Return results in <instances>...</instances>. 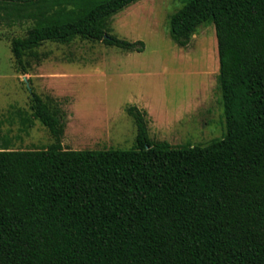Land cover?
<instances>
[{"label":"trees","instance_id":"16d2710c","mask_svg":"<svg viewBox=\"0 0 264 264\" xmlns=\"http://www.w3.org/2000/svg\"><path fill=\"white\" fill-rule=\"evenodd\" d=\"M138 1L0 0V23L32 24L10 41L17 73L47 42L143 52L110 27ZM211 23L226 133L208 145L153 140L149 114L130 107L134 148L67 149L61 110L30 89L54 142L0 145V264H264V0H185L170 36L186 48Z\"/></svg>","mask_w":264,"mask_h":264},{"label":"rangeland","instance_id":"374dc122","mask_svg":"<svg viewBox=\"0 0 264 264\" xmlns=\"http://www.w3.org/2000/svg\"><path fill=\"white\" fill-rule=\"evenodd\" d=\"M185 0H139L110 19L113 34L144 42L143 52H126L102 42H47L17 73L10 41L31 23H0V145L45 149L54 140L31 118V91L59 108L66 125L63 144L71 150L132 149L137 128L127 109L149 114L150 136L173 146L208 145L226 133L220 59L214 23L198 28L188 47L170 36V18ZM23 118L28 119V128Z\"/></svg>","mask_w":264,"mask_h":264}]
</instances>
